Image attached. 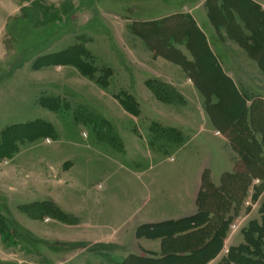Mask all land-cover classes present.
Wrapping results in <instances>:
<instances>
[{"label":"rangeland","instance_id":"rangeland-1","mask_svg":"<svg viewBox=\"0 0 264 264\" xmlns=\"http://www.w3.org/2000/svg\"><path fill=\"white\" fill-rule=\"evenodd\" d=\"M260 11L264 0H0V135L37 121L53 127L52 137L37 140L16 134L15 151L0 158V217L10 231L8 239L0 232V264H118L136 252L139 223L183 215L194 206L204 165L216 185L232 172L234 154L214 134L205 98L183 66L193 58L182 28L188 24L164 29L169 16L189 13L251 104L264 99V74L237 43L246 42L237 30L250 26L255 40L248 42L262 43ZM155 21H164L165 28L148 34L143 24ZM221 25L230 33L214 29ZM132 26L149 35L147 44L159 46L160 54L154 52L160 58ZM190 31L196 52L199 38ZM167 42H176L169 51L180 67L164 57ZM63 52H74L79 66L47 65ZM148 81L169 86L172 102L157 99ZM246 201L234 221L235 236L259 221L264 194L257 204L251 197ZM44 202L67 220L33 206ZM110 237L116 241L107 246ZM67 239L82 244L55 245Z\"/></svg>","mask_w":264,"mask_h":264},{"label":"trees","instance_id":"trees-1","mask_svg":"<svg viewBox=\"0 0 264 264\" xmlns=\"http://www.w3.org/2000/svg\"><path fill=\"white\" fill-rule=\"evenodd\" d=\"M263 21L264 11H260L258 23L262 24ZM169 22L171 25H167L166 28L164 21H160L158 23L146 25L144 30L148 34L152 35L154 32H157V30L162 31L165 28L166 30L164 29V31L167 33L168 29H172L175 24L182 23L183 25L185 22L188 24L187 28H182L184 29L183 33L188 40L186 42V47L189 53L193 56V61H187L185 65L181 63L179 64L184 66L187 75L191 77L194 84L205 96L206 110L209 113L212 122L218 129L227 135L230 141L229 145L237 155L238 159H243V162L247 161L256 174L255 176L259 177L263 181L260 186H255V194L252 198V201L255 202L264 189V100L258 98L251 101L250 106L247 105L249 100L243 95H240L231 81L222 74L220 67L206 44L203 33L199 31L194 19L189 16L178 15L169 19ZM217 27H224L227 32L229 31L228 26L221 25ZM147 28L148 30H146ZM131 29L133 30V28ZM191 29L196 32L199 38L200 47H198L199 49L196 52L190 47L192 43H190V36L188 35L191 33ZM250 29V26H245L237 30V33H242V38L246 40V42L241 43L240 40L237 39V43L247 50V53L251 58L257 61L264 74V40L262 43L260 42L259 45H257L255 41L248 42L251 39L255 40V30L252 31V29ZM247 31L252 32V36L246 34ZM228 33H230V31ZM145 35V33L144 35L141 34L143 38ZM148 36L149 35L145 36L146 39ZM174 43L172 46L171 42H167L166 47H163L166 52L164 54L168 55L164 57L177 63L172 56L174 53L169 51L172 47H174ZM149 45H151V47H153L156 51H159L158 45L153 46L150 43ZM157 54H160V51ZM74 55H76L74 52H63L52 55V59L47 65L52 63L79 66L78 61L76 62L74 59ZM202 56L207 57V59H205V64L202 62ZM187 65L189 66V69H187ZM211 79H213L215 84L211 81ZM147 86L155 97L164 103H171V100H173L172 96H175V92H172V89L164 83L148 81ZM212 98L215 100V103L213 104L210 102ZM41 104L45 106V101L43 99ZM121 104L127 111L138 114V109L133 110L130 107L131 105L127 104L126 101H121ZM50 108L53 111L58 109L52 108V106ZM19 130L24 132H19ZM231 130L232 133H230ZM18 133L22 134L21 137H23V139H27L29 141L32 139L37 140L51 136L53 133V127L47 122L37 121L35 123L11 126L10 128H7L0 135V158L7 156L10 153L12 154L15 151L14 147H11V144L17 140L15 135ZM259 134L260 140L258 141L257 136ZM243 154H247L250 158L247 159L243 156ZM213 196L217 200L216 204L218 203L217 206L219 208H223L227 205L224 200L220 198L215 188L209 183L206 176L204 178L203 191L199 197L200 210L196 216L190 218L191 223H194V221L199 222L207 218V211L205 212L203 208L205 206L206 208L209 206L208 198ZM233 197L236 199V196ZM242 198L243 195L239 199L237 197L235 202H233L232 198H230V202L235 203L236 208L232 209V211H230V209H225L222 213L217 214L219 220L215 226V233L209 242L205 241V239L202 241V239H199L198 235L193 237L190 242L177 240L172 243L174 247L172 244L170 245L171 249H175V247H182L183 243L185 245L191 243L196 244L195 247H198L193 248L192 253L189 256H177L173 255V252H168V255L159 259L130 255L120 264H206L213 257V255L219 253V251L223 248L225 233L227 230L230 231V226L240 216L239 211L243 207L244 201L247 197L245 199L243 198L244 200ZM33 206L39 207L42 211L50 212L55 219L62 220L63 222L67 220V216L51 202L37 203ZM23 210L29 216L36 218V216H33V212L28 211L26 208H23ZM259 214L260 221L256 220L250 222L248 227L242 230L245 242L236 248L229 249L227 258H225L221 264H264V203L260 208ZM1 226H5L4 229ZM0 230L1 233L6 234V236L3 235L4 239H8V234L10 233L8 222L3 217H0Z\"/></svg>","mask_w":264,"mask_h":264},{"label":"crops","instance_id":"crops-1","mask_svg":"<svg viewBox=\"0 0 264 264\" xmlns=\"http://www.w3.org/2000/svg\"><path fill=\"white\" fill-rule=\"evenodd\" d=\"M179 15H182V16L183 15H189V17H191L189 13L188 14H179ZM174 16H178V15H174ZM170 17H173V15L169 16L168 18H170ZM158 21L150 22V23H144L143 25H150V24L156 23ZM196 25H197L199 31L201 33H203L205 40H206V44H207L210 52L212 53L213 57L215 58L218 66L220 67L222 74L224 76H226L227 79H229L231 81V83L236 88L237 92L240 95L244 96L243 90L240 89V87L237 85V82H236V80L239 78H236L237 76L235 74H231L229 71H225L221 62L219 61V58L217 57V55L213 51V48L209 45L207 36L203 32V30L200 29L198 24H196ZM132 28H133L132 31L136 35H139L140 36L139 38H141L145 42V39L141 36V34L138 33L139 31L134 30L133 26H132ZM214 29L217 32H221V31L225 32L226 31L224 27H218V28L214 27ZM147 46L153 52V56H155V59L160 58V56L156 57L157 54L155 55V52H154L155 49H153V47H151V45L147 44ZM191 58L192 57H190L188 59L189 62L193 61V58L192 59ZM251 60L254 61L257 64L258 68L260 69L257 61L254 60L253 58H251ZM171 63H174L175 65H177L179 67L181 66L180 64H176L175 62H172V61H171ZM182 70H184V69L182 68ZM260 71H261V69H260ZM261 73H263V72L261 71ZM188 78L190 80H192L191 77L188 76ZM165 80L168 83H171L174 85L173 81H171L167 77H165ZM192 82H193V80H192ZM190 84L195 87V89L201 94V96L203 98H205L203 93H201V91L197 88V86L194 84V82H193V84L192 83H190ZM205 103H206V98H205ZM249 103L250 102L248 101V103H247L248 106L251 105ZM212 104H213V102H212ZM203 109H204L206 116L208 117V119L210 121V124L212 125V127L214 129V134H216L219 137H222L223 140L226 143H228V145H229L230 141H229V138L227 137V135L215 126V124L212 122L211 117H210L209 113L207 112L205 106H203ZM257 139H258V141L260 140V134L257 136ZM229 148L232 150L230 145H229ZM180 149H182V147ZM232 152L234 154L233 155L234 156V158H233V166H234L233 171L224 173L222 175V178H221L220 183L218 185L214 184L211 181L210 172L208 170H206L207 169L206 165H204L201 168V171L199 174L200 184H199V186L196 190V193H195L194 206L193 207L191 206V208H189V210L183 212V215H179V216H175V217H161L160 219H158V218L157 219L156 218L149 219L148 218V219L142 221L141 223H139L137 228H136V231H135L136 232V239H137L136 242L138 244L136 252L134 254L127 255L118 264L123 262L130 255L141 256V257L146 256V257L159 259V258H163L164 256L168 255L169 254L168 252H171V253L173 252L172 253L173 255L185 257V256H189L192 253L193 248L198 247V246L195 247L196 244L191 243V244L185 245L183 243L182 247H178V248L175 247V249H171L170 245L172 243L176 242L177 240H181L183 242H186V241L190 242L193 237L199 235L198 236L199 239H202V241L205 239V241L209 242L215 233V226L219 220V217H217V214L222 213L225 209H230V211H232V209H235L236 204L233 202H235L237 197L239 199L243 195L244 199L247 197L245 199V201L249 197L253 198V195L255 194V189H256L255 186H260V184L263 183V181L259 177L255 176L256 174L252 170V167L249 165V163L247 161L243 162V159L242 160L238 159L235 152L233 150H232ZM243 156H245L247 159L250 158L249 156H247V154L246 155L243 154ZM67 164L71 165L70 162H68ZM49 168H50L49 171H51V173L54 176L56 172L54 171L53 167H49ZM206 176H207L209 183L212 185V187L215 188V190L218 192L220 198L222 200H224V202L227 205H225L223 208L222 207L219 208L217 206L218 203L216 204L217 200L214 198V196L210 197V198H208L209 206L207 208H206V206L203 208L205 212L207 211V218L205 220H202L199 222L194 221V223H191L190 218L196 216L200 210L199 197L203 191L204 178ZM256 180H258V182H259L258 185H255ZM263 194H264V189L262 190V193L260 194L261 196H259V198L255 201L256 204L259 203L260 198L262 197ZM233 196H236V199ZM230 198H232L233 202H230ZM228 204H231V205H228ZM262 204H261V206H262ZM261 206H260V208H261ZM240 212H241V210L239 211V214H240ZM253 221H256V220H253ZM253 221H251V222H253ZM259 221H260V219H259ZM245 228H242V230ZM242 230H241V232H239L240 234L236 235V236H235L236 233H234L232 235L231 231L227 230V232L225 233L224 241H223V248L221 249V251H219V253H217L216 255H213V257L206 264H221V262L225 258H227L228 252L225 253L226 250L229 251V249H231V248H236V247L242 245L245 242L243 234H242ZM24 231L37 239V235L35 233H33L31 230L25 229ZM204 234H205V237H204ZM65 241H66V243H62L61 241H59V242L57 241V243H55V245L56 246L65 245L66 247H68V246L73 247V246H77L79 244H82V243H79L78 241H75L74 239H67ZM114 241H116V239L110 237L107 240V243L105 242V245L112 246L114 244ZM92 244H96V241L94 243H91L90 245H92ZM90 245L84 246L82 248V250L85 252L90 251V249H89ZM117 246L118 247H124L123 244H117ZM172 246H173V244H172ZM23 256H26V254L23 253ZM59 257L60 256L56 257V261L57 260L58 261L59 260H65V259H62V257H61V259H59ZM72 257L73 256H68L67 257L68 259L66 261L70 260ZM50 262H52V261H50ZM10 263L11 262H7V264H10Z\"/></svg>","mask_w":264,"mask_h":264},{"label":"built area","instance_id":"built-area-1","mask_svg":"<svg viewBox=\"0 0 264 264\" xmlns=\"http://www.w3.org/2000/svg\"><path fill=\"white\" fill-rule=\"evenodd\" d=\"M246 206H249V204L247 203V201L244 203ZM230 230H231V233L234 234L236 233L237 231H239V225L237 223H233L231 226H230ZM228 251L226 250L225 253H227Z\"/></svg>","mask_w":264,"mask_h":264}]
</instances>
